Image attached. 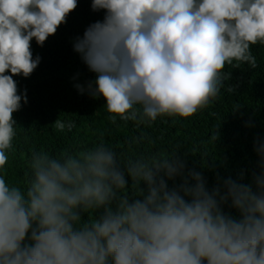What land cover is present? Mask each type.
Segmentation results:
<instances>
[{"label":"clouds","instance_id":"obj_1","mask_svg":"<svg viewBox=\"0 0 264 264\" xmlns=\"http://www.w3.org/2000/svg\"><path fill=\"white\" fill-rule=\"evenodd\" d=\"M78 0H0V264H264V137L234 178L189 167L179 153L126 161L102 139L58 156L33 149L23 185L10 182L14 113L28 103L43 46ZM103 12L73 41L113 124L189 118L229 79L226 65L258 66L264 0H92ZM60 131L73 122L56 120ZM251 127V124H246ZM87 217V218H85Z\"/></svg>","mask_w":264,"mask_h":264},{"label":"trees","instance_id":"obj_2","mask_svg":"<svg viewBox=\"0 0 264 264\" xmlns=\"http://www.w3.org/2000/svg\"><path fill=\"white\" fill-rule=\"evenodd\" d=\"M91 2L78 0L67 23L42 47L33 39V54L42 57L41 63L29 78L14 76L20 90L27 89L28 103L13 114L18 135L7 168L9 181L25 183L26 161L33 149L58 156L66 150L89 149L101 139L124 161L141 154L179 153L187 158L189 167L204 169L210 186L217 172L236 178L242 170L250 169L257 159L254 140L264 137V46H252L256 68L226 65L224 71L230 78L219 96L195 115L162 117L151 125L117 117L113 124L104 97L81 94L74 86L96 75L73 50L74 39L103 17V12L91 10ZM56 120L73 122L74 127L60 131Z\"/></svg>","mask_w":264,"mask_h":264}]
</instances>
